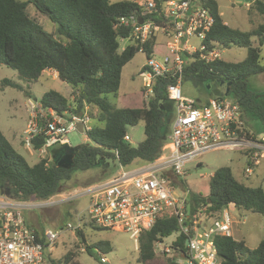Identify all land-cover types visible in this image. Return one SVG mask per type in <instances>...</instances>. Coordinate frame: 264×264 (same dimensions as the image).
Here are the masks:
<instances>
[{
	"label": "trees",
	"instance_id": "1",
	"mask_svg": "<svg viewBox=\"0 0 264 264\" xmlns=\"http://www.w3.org/2000/svg\"><path fill=\"white\" fill-rule=\"evenodd\" d=\"M160 9L164 0H154ZM264 14V0H249ZM214 22L206 36L205 43L226 49L234 45L246 48V57L240 62L216 59L206 63L196 55L183 54V82L197 89L206 104L210 99H229L240 105L243 115L247 113L260 121V128L252 132L244 127L242 134L255 139L264 135V103L258 101L257 94L248 85L247 79L264 72L261 48L264 44V24L249 31H240L227 26L221 19L215 0H207ZM45 16L56 25L53 33H47L36 19L28 13V7ZM143 7L134 0L112 3L110 0H0V66L13 70L19 79L34 83L45 71L56 73L57 79L71 87L68 97L56 91L46 92L39 102L43 108H53L56 112L82 113L90 107L93 122L86 133L92 145H81L73 151V165L69 168L48 163L40 158L34 165L16 153L0 131V194L17 201L26 202L31 198L45 201L62 193L63 182L72 178L76 170H85L96 161L109 160L124 168H133L156 159L167 141L170 129L165 127V112L162 102L167 98L166 85L169 81L156 79L153 96L145 103L143 89L136 99L127 96L129 106L116 107L107 95L117 97L123 67L138 52L149 56H163L165 45L158 38H151L140 45L130 43L119 51V40L128 39L131 26L119 23L121 18L140 16ZM155 13L142 16L159 22ZM257 39V46L253 39ZM157 48L162 51H157ZM16 89L20 85L4 81ZM224 87L221 91L220 87ZM213 96H208L211 92ZM125 97V96H123ZM121 97V98H123ZM122 102H125L122 99ZM96 109V114L93 110ZM143 124L144 139L131 146L124 139L127 129ZM44 140L39 137L32 141V149L38 150ZM249 157V150L244 152ZM253 167L255 165H252ZM189 213L195 216L198 209L206 206V212L217 214L223 208L232 206L241 212L264 215V190L236 180L227 166L213 172L208 181L206 197L189 193ZM87 226H91L90 224ZM93 231H102L92 227ZM84 230L75 233L77 243L58 260L49 253L44 257L48 264H79L76 258L79 250L92 255L96 249L105 254L111 250L108 241L87 244ZM179 232L175 219L158 220L153 227L140 234L137 241L140 264H150L155 260L154 243ZM38 235L41 233L38 232ZM186 237L179 234L173 248L186 253ZM214 245L220 264H264V240L254 249H249L243 240L232 237L214 238ZM177 250V251H178ZM180 258V257H179ZM181 259V258H180ZM166 264H181L174 258Z\"/></svg>",
	"mask_w": 264,
	"mask_h": 264
},
{
	"label": "built area",
	"instance_id": "2",
	"mask_svg": "<svg viewBox=\"0 0 264 264\" xmlns=\"http://www.w3.org/2000/svg\"><path fill=\"white\" fill-rule=\"evenodd\" d=\"M143 7L140 16L121 18L119 23L131 26L127 40L144 44L152 35H160L167 53L149 56L140 69L143 100L153 96L155 80L165 79L167 98L175 105L171 130L160 155L151 162L124 168L107 181L91 186L85 191H73L52 196L40 204L47 207L58 197L70 201L87 196L84 210L75 215L74 222H67L62 229H46L38 235L23 217V210L31 205L0 194V264H48L45 253H51L60 235L76 233L92 227L128 233L135 242L141 233L150 230L158 220L173 218L179 227L175 238L154 243L155 249L167 254L179 234L186 237V253H180L182 264H220L214 238L232 237L233 216L228 207L217 214L206 212V206L195 216L189 213V194L183 185V168L203 154L216 150H249L254 153L244 169L246 177L253 173L258 158L264 153V135L251 139L242 134L244 115L239 104L229 99H210L206 104L182 94L183 54L196 55L206 63L220 59V50L206 44L214 19L207 0H164L160 9L154 0H134ZM155 13L159 22L142 16ZM154 16V17H155ZM141 18L142 23H139ZM193 39L197 40L193 43ZM29 118L23 130L22 143L32 148V141L42 137L38 149L44 153L56 144L69 145L67 134H82L92 126L90 107L82 113H59L53 108H43L36 99H28ZM261 136V137H259ZM126 141L130 137H124ZM260 154H259V153ZM91 226H87V225ZM82 251L84 249H81ZM173 250V249H172ZM176 250V249H174Z\"/></svg>",
	"mask_w": 264,
	"mask_h": 264
},
{
	"label": "rangeland",
	"instance_id": "3",
	"mask_svg": "<svg viewBox=\"0 0 264 264\" xmlns=\"http://www.w3.org/2000/svg\"><path fill=\"white\" fill-rule=\"evenodd\" d=\"M110 1L116 3L124 0ZM215 2L221 19L227 26L233 29L249 31L260 24H264V14H261L256 6L250 2L239 3L237 0H215ZM28 13L32 18L37 20L44 31L49 34L55 32L56 25L45 16L37 13L33 6L30 5L28 7ZM157 38L158 42L161 43L163 38L160 35ZM262 38L264 39V35ZM195 41L197 42V40L193 39V43ZM257 41L256 38L253 39L254 46H257ZM129 44L130 42L127 39L119 40V51ZM219 50L221 51L220 59L227 62H240L247 54L246 48L234 45L226 49L219 48ZM157 51L161 52L162 50L157 48ZM261 56L260 65L263 66L264 44L261 48ZM145 62L146 56L138 52L123 67L117 97L107 95V99L111 104L116 107H122V105L129 106L130 102L127 100V96L131 99H136L142 88L138 73ZM4 81L18 84L21 89L3 85ZM247 82L250 88L257 94L258 101L264 103V72L249 77ZM223 89V86L220 87L221 91ZM48 91H56L68 97L71 93V87L54 78L53 73L50 71H45L36 82L29 83L19 79L18 75L10 68L0 66V131L16 153L22 156L28 165H34L40 158H46L49 164L69 168L73 165V151L81 145H92L86 133L82 134L72 131L66 136L69 140V145L56 144L47 148L44 153L33 150L31 147H26L22 143L23 130L27 124L30 111L28 99L39 101ZM182 94L196 101H200L203 98V95L189 83H182ZM214 94L215 92L212 91L208 96H213ZM122 99L125 102H122ZM161 108L165 112V127L170 129L175 114V105L168 101L162 102ZM92 112L95 115L96 109ZM244 121L250 134L257 131L261 126L260 121L249 113L244 115ZM127 135L130 137L128 141L130 145L137 146L144 139L143 124L140 122L137 126L128 128ZM245 151L247 150L211 151L186 164L183 168L184 175L181 179L188 194L206 197L208 195L209 178L215 170L225 166L231 169L236 180L247 186H261L264 190V153L262 157L258 158V163L254 166L253 173L246 177L244 169L249 163L250 157L244 153ZM249 153L252 155L254 152L249 151ZM119 170L120 166L117 163L106 159H99L88 169L74 171L72 178L69 181L63 182L66 189L60 194L65 195L73 191H85L93 185L107 181ZM53 202V204L43 207L40 205L42 201L31 198L27 201L31 207L25 208L22 211L23 217L38 232L46 229L53 231L62 229L67 222H74L75 215L84 210L88 197L80 196L67 202L55 197ZM228 210L233 216L232 238L243 240L247 248L254 249L260 241L264 240V215L241 212L232 206H228ZM28 213L33 214V220L28 218ZM84 235L87 244L108 241L111 245V250L103 254L93 249L91 250L92 255L84 250H79L76 258L79 264H140L137 261V242L131 239L128 233L112 230L92 231L87 229L84 231ZM174 238L175 234H172L165 242L169 244ZM75 243H77V238L74 233H62L56 241L53 251L50 253L51 258L54 260L60 259ZM171 247L173 250L171 249L168 255L161 254L160 250L156 248L154 251L156 258L150 264H166L169 258H174L176 262L182 264L177 250L173 248V244Z\"/></svg>",
	"mask_w": 264,
	"mask_h": 264
},
{
	"label": "water",
	"instance_id": "4",
	"mask_svg": "<svg viewBox=\"0 0 264 264\" xmlns=\"http://www.w3.org/2000/svg\"><path fill=\"white\" fill-rule=\"evenodd\" d=\"M237 2H239V3H241V2H249V0H237ZM139 23H140V24L142 23L141 18H139ZM78 131H79L80 133H82L81 125H78ZM181 258H184V256L181 255Z\"/></svg>",
	"mask_w": 264,
	"mask_h": 264
},
{
	"label": "crops",
	"instance_id": "5",
	"mask_svg": "<svg viewBox=\"0 0 264 264\" xmlns=\"http://www.w3.org/2000/svg\"><path fill=\"white\" fill-rule=\"evenodd\" d=\"M50 72L53 73L54 78H57L55 72H53V71H50ZM27 216H28L29 219L33 220V214H32V213H28ZM24 219H25V218H24ZM25 222H26L29 226L33 227L31 224H29V223L26 221V219H25ZM33 228H34V227H33Z\"/></svg>",
	"mask_w": 264,
	"mask_h": 264
}]
</instances>
